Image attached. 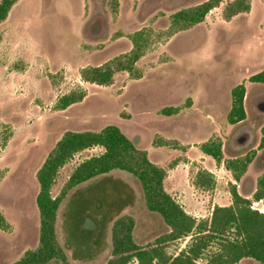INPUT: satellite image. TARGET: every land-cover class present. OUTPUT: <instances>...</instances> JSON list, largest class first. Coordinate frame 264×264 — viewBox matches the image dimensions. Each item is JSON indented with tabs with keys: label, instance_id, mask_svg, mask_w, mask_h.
Listing matches in <instances>:
<instances>
[{
	"label": "rangeland",
	"instance_id": "rangeland-1",
	"mask_svg": "<svg viewBox=\"0 0 264 264\" xmlns=\"http://www.w3.org/2000/svg\"><path fill=\"white\" fill-rule=\"evenodd\" d=\"M202 1L117 0L115 8L112 0L13 3L0 20V212L8 223L7 229L0 228V264L13 263L38 244L35 172L67 129L98 130L113 123L127 136L139 133L141 147L152 154V146L164 145L156 153L165 171L181 163L188 172L179 179L182 188L193 184L197 170H210L214 185L196 187L197 201L207 195L210 201L215 197L219 204H229L230 183L252 199L256 178L264 172V148L258 147L264 114L251 116L247 95L258 93L253 109L264 111V84L248 77L264 68V0H247L248 11L229 18L223 9L232 0H221L202 22L169 35L170 14ZM138 29L149 36L136 62L139 78L118 71L107 85L81 80L82 67L127 51L129 35ZM238 83L245 87L246 117L231 124L226 118L230 90ZM76 89L84 90L80 101L55 107L59 96ZM164 106H177L178 111L163 114ZM211 138L221 142L222 161L255 150L238 182L223 162L200 150L199 144ZM101 151L95 146L75 153L58 169L51 196L59 194L81 160ZM252 206L264 212L261 201ZM123 214L134 218L132 235L141 246L154 244L169 230L156 213L147 211L138 181L113 169L67 191L56 211V241L61 248L67 241L88 248L105 235L111 239L112 224ZM189 240L182 237L162 246L173 256ZM102 255V261L107 259L106 248ZM65 256L68 264H76Z\"/></svg>",
	"mask_w": 264,
	"mask_h": 264
},
{
	"label": "trees",
	"instance_id": "trees-1",
	"mask_svg": "<svg viewBox=\"0 0 264 264\" xmlns=\"http://www.w3.org/2000/svg\"><path fill=\"white\" fill-rule=\"evenodd\" d=\"M15 1L0 0V20L5 19ZM220 1L204 0L172 12L169 35L200 23ZM116 3L117 0H112V8H115ZM248 9L247 0H232L224 7L223 16L229 18ZM129 38L131 47L127 51L100 64L82 67L79 71L81 80L107 85L118 71H126L134 78H139L141 73L136 62L148 45L149 36L144 29H138ZM248 80L264 84V68L251 74ZM84 95L83 89L70 90L57 98L55 107L65 109L80 101ZM161 111L170 115L177 112L178 107L164 106ZM245 117V87L238 83L230 90V107L226 118L229 123L235 124ZM260 132L258 147L264 148V123ZM139 137V133L127 136L113 123L98 130L63 131L35 172L38 184L35 195L39 211L38 244L25 250L11 264H47L51 261L68 264L55 237L54 225L59 203L70 188L113 169L123 170L138 181L146 209L156 213L169 230L158 236L154 244L144 247L133 239L134 218L127 214L118 216L111 227V258L104 264H129L133 260L135 264H235L241 259L264 264V212L252 206L253 201H261L264 205V172L256 178L252 199L241 195L236 185L230 183V203L215 204L208 219L196 220L163 188L166 171L148 159ZM95 146H100L102 151L81 160L70 172L59 194L51 196L50 189L58 169L75 153ZM199 148L215 162H223L235 182L240 180L255 156V150L251 149L222 161L221 142L215 138L201 142ZM193 185L204 190L213 187V173L207 169L197 170ZM0 228H8L1 212ZM186 236H189V243L176 255L170 256L164 251L163 243Z\"/></svg>",
	"mask_w": 264,
	"mask_h": 264
},
{
	"label": "crops",
	"instance_id": "crops-1",
	"mask_svg": "<svg viewBox=\"0 0 264 264\" xmlns=\"http://www.w3.org/2000/svg\"><path fill=\"white\" fill-rule=\"evenodd\" d=\"M152 147L155 150L154 151L155 154H152L143 148L146 151L148 159L153 163L157 164L158 166L164 168L165 162H162L159 153H156V151H162L161 149L164 148V145H156ZM180 165L181 163H177L166 170V175L163 179V188L183 207V209L187 213L195 217L196 220L208 219L211 210L215 204L228 205V203L219 204L218 202H216L215 197H213L210 201L207 195L204 196V194H201L204 196V198H202L200 201H197L196 197L194 196H196V194L199 193V191L193 184H189L187 187L184 186L183 188L181 186V180L179 179L183 177L185 174L187 175L188 172L184 168H180L181 167ZM202 192L203 191H201V193ZM173 194H177V196L175 197ZM204 208H205V213H203ZM142 236H144V234H141V237ZM188 237L189 236H186V238ZM133 238L135 242L138 243L135 233H133ZM139 239L140 238H138V240ZM97 242H94V244H89L90 247L86 248L83 247V245L81 244L77 247L73 245L70 241H67L66 244L62 245V249L69 258V260H73L74 262H76V264H104L107 261V259L111 257V239L110 238L107 239L105 235L104 240L102 241L98 240ZM181 247H183V245H181ZM181 247L178 248V251L181 249ZM105 248L108 251V255H107L108 257L107 259L102 261L101 259L103 257L102 252ZM176 254L177 252H175L173 256ZM243 260L245 259H241L239 262L235 264H240L242 263L241 261ZM252 261L254 262V260Z\"/></svg>",
	"mask_w": 264,
	"mask_h": 264
},
{
	"label": "flooded vegetation",
	"instance_id": "flooded-vegetation-1",
	"mask_svg": "<svg viewBox=\"0 0 264 264\" xmlns=\"http://www.w3.org/2000/svg\"><path fill=\"white\" fill-rule=\"evenodd\" d=\"M257 95H258V93L254 94L252 97L247 95V97L249 98L248 102H249V105H250V109L252 110L251 116H253V115L255 116L256 114H260L261 115V113H259L258 111L253 109V105H256V101H257V98H258ZM239 127L240 126H236L235 129H237ZM230 142H231V140L229 139V143Z\"/></svg>",
	"mask_w": 264,
	"mask_h": 264
},
{
	"label": "water",
	"instance_id": "water-1",
	"mask_svg": "<svg viewBox=\"0 0 264 264\" xmlns=\"http://www.w3.org/2000/svg\"><path fill=\"white\" fill-rule=\"evenodd\" d=\"M95 27V26H94ZM259 113H261V114H264V111H258Z\"/></svg>",
	"mask_w": 264,
	"mask_h": 264
}]
</instances>
